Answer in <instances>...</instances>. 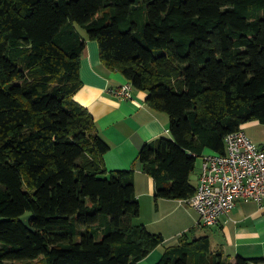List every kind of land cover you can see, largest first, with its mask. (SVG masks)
Segmentation results:
<instances>
[{"label":"trees","instance_id":"obj_1","mask_svg":"<svg viewBox=\"0 0 264 264\" xmlns=\"http://www.w3.org/2000/svg\"><path fill=\"white\" fill-rule=\"evenodd\" d=\"M87 38L169 116L137 155L157 199H189L198 156L264 125V0H0V264H139L164 241L134 223V170L104 167L109 143L74 99ZM195 232L156 264H264Z\"/></svg>","mask_w":264,"mask_h":264},{"label":"crops","instance_id":"obj_2","mask_svg":"<svg viewBox=\"0 0 264 264\" xmlns=\"http://www.w3.org/2000/svg\"><path fill=\"white\" fill-rule=\"evenodd\" d=\"M79 75L81 86L74 99L87 107L100 134L110 146L102 157L104 167L108 171L134 170V186L140 212L133 221L164 238L163 243L140 260L139 264H156L161 258L163 247L175 243L178 233L193 227H196V235H207L212 249L222 252L231 261L238 255L264 257V198L260 203L255 200H239L232 210L219 216L215 225H201L203 229L198 231L199 218L194 207L179 199L155 198V182L142 171L137 162L138 152L145 142L169 136V116L148 106L145 91L133 88V97L127 99L109 93L110 87L127 81L121 73L103 64L96 40H86ZM242 129L254 144L264 147L263 124L253 120L244 123ZM200 165L194 181L190 176L195 186ZM184 203L190 207H185L189 209L187 218L182 212H177L184 209ZM187 219L188 223L184 227L181 224Z\"/></svg>","mask_w":264,"mask_h":264},{"label":"built area","instance_id":"obj_3","mask_svg":"<svg viewBox=\"0 0 264 264\" xmlns=\"http://www.w3.org/2000/svg\"><path fill=\"white\" fill-rule=\"evenodd\" d=\"M133 87L126 82L109 88L110 94L132 98ZM224 153H205L194 194L185 202L198 214V223L213 226L219 216L232 210L239 200L264 198V147L254 144L243 129L224 138Z\"/></svg>","mask_w":264,"mask_h":264},{"label":"rangeland","instance_id":"obj_4","mask_svg":"<svg viewBox=\"0 0 264 264\" xmlns=\"http://www.w3.org/2000/svg\"><path fill=\"white\" fill-rule=\"evenodd\" d=\"M78 30H79V32L81 33V35H85L86 34V32H85V30L84 29H82L81 27H78ZM202 162V158H201V156H198L197 158H196V169H195V171H193V173L191 174V179L194 181V177H195V175L197 174V170H198V167H199V165H200V163ZM201 166V165H200ZM183 208L184 209H180V210H178L177 212H182L183 214H185L184 215V217H186L187 218V216H189V213H188V210H186L185 209V207L187 208V207H189V205H187V203H184L183 204ZM190 208V207H189ZM193 209H190V211L192 212V213H194L193 211H192ZM195 214V213H194ZM187 215V216H186ZM188 223V219L187 220H185L181 225H184V227H185V225ZM195 225H196V223H195ZM197 230L198 231H200V230H202L203 229V227H201V225H198V223H197ZM190 229V228H189ZM183 232H187L188 233V229L187 230H183L182 232H181V234L183 233ZM180 233H178V236L176 237V241H177V239H178V237H179V235H181ZM12 264H47L46 263V261H45V258H44V255H40L39 257H37V258H35V259H33V260H30V261H26V260H22V261H17V262H13Z\"/></svg>","mask_w":264,"mask_h":264},{"label":"water","instance_id":"obj_5","mask_svg":"<svg viewBox=\"0 0 264 264\" xmlns=\"http://www.w3.org/2000/svg\"><path fill=\"white\" fill-rule=\"evenodd\" d=\"M29 218H30V216H27V217H26V221H25V224H26L27 227H29V225H28V219H29ZM31 231L34 232L33 229H31Z\"/></svg>","mask_w":264,"mask_h":264}]
</instances>
